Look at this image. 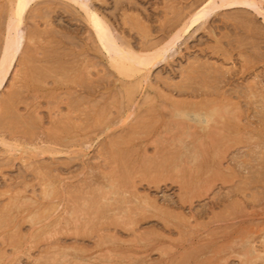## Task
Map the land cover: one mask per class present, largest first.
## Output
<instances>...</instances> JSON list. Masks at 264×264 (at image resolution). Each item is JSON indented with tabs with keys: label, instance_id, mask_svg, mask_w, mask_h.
I'll return each mask as SVG.
<instances>
[{
	"label": "rangeland",
	"instance_id": "rangeland-1",
	"mask_svg": "<svg viewBox=\"0 0 264 264\" xmlns=\"http://www.w3.org/2000/svg\"><path fill=\"white\" fill-rule=\"evenodd\" d=\"M74 1L0 88V264H264V0Z\"/></svg>",
	"mask_w": 264,
	"mask_h": 264
},
{
	"label": "bare ground",
	"instance_id": "bare-ground-1",
	"mask_svg": "<svg viewBox=\"0 0 264 264\" xmlns=\"http://www.w3.org/2000/svg\"><path fill=\"white\" fill-rule=\"evenodd\" d=\"M32 1H34V0H15V9L13 10V14L11 15L12 16V19H10V15H9V20L11 21V20H13L14 21V24H15V26H14V28H11V27H9L10 29H8V33L6 34V36H7V38H4L6 41H5V48H3L4 50L2 51L3 53H1L2 54V56L0 55V57H1V59H0V88L2 87V85H3V82H4V80H5V78H6V76H7V74H8V72H9V70H10V68H11V66H12V64H13V62H14V60L16 59V57L19 55V53L21 52V46H22V43H23V40H24V32L22 31L21 32V29H20V26H21V24H22V17H23V13H24V11H25V9H26V7L32 2ZM74 1V0H73ZM81 1V0H80ZM12 2V1H11ZM75 2V1H74ZM80 3V2H79ZM214 3V1L213 2H211L210 4L212 5ZM84 4V3H83ZM227 4H229V3H227ZM81 5H79V7H80ZM85 7H86V5H85ZM85 7H83V6H81V8H82V10H84L85 11V14L87 13V16L89 17H91L92 16V13H90L89 12V10H87V7L85 8ZM12 12H10V14H11ZM198 16L199 15H196V17L194 16V18H192L191 20L194 22L195 20H197L198 19ZM89 17V20H91L90 21V23L92 22V21H94L93 20V18H90ZM96 17V16H95ZM192 22V23H193ZM11 22H9V24H10ZM93 23V22H92ZM94 23H96L95 21H94ZM190 23H191V21H190ZM94 25H96V24H94ZM13 29V30H12ZM23 33V34H22ZM105 33V32H104ZM101 34V36H105V35H103L102 34V32L100 33ZM97 35H98V33H97ZM100 36V37H101ZM99 39H102V38H99ZM105 39V40H104ZM108 39V40H107ZM110 39H111V37H110ZM105 41V42H103V41ZM102 40H99V41H101V43L103 42V48H105L106 49V51H113L114 52V55L116 56V57H118L120 60H121V62L122 61H126L127 59L129 60L131 57V59H132V61H133V59H135L136 58V56L135 55H132L131 56V53H130V55L127 53V55L125 56L123 53H125V52H122L121 51V49H119L116 45H114V43H112V41L110 40L109 41V37H108V35H107V37L106 38H103ZM4 42V41H3ZM4 44V43H3ZM3 46V45H2ZM129 55V56H128ZM127 56L129 57V58H127ZM133 56H135V57H133ZM140 58V57H139ZM151 59H153L154 57H150ZM130 59V60H131ZM155 59V58H154ZM128 60L126 61V62H128ZM129 60V62H132V61H130ZM143 60H145V59H143ZM142 60V61H143ZM135 61H136V63H137V59H135ZM135 61H133V63L135 62ZM152 61V60H151ZM128 62V64H126V65H132V64H130ZM139 62V61H138ZM153 62V61H152ZM147 63V62H146ZM146 63H144V64H146ZM140 64V63H139ZM139 64H137V65H139ZM151 64H153V63H150V65ZM118 65V64H117ZM122 67V66H121ZM131 67V66H130ZM138 67H140V66H138ZM136 68H137V66H136ZM137 72H138V70H137ZM17 76V75H16ZM14 78V77H13ZM10 97V96H9ZM8 97V98H9ZM14 98V97H13ZM10 99L12 100V97H10ZM9 99V100H10ZM6 102H10V101H8V100H6L5 101V103ZM12 102V101H11ZM2 104H4V103H2ZM6 106H9L8 104H6ZM0 108H2V107H0ZM3 108H5L4 107V105H3ZM207 117V116H206ZM115 145V144H114Z\"/></svg>",
	"mask_w": 264,
	"mask_h": 264
}]
</instances>
